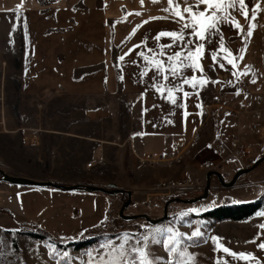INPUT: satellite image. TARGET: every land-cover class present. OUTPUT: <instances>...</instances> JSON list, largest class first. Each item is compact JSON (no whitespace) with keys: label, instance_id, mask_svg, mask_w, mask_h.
<instances>
[{"label":"crops","instance_id":"crops-1","mask_svg":"<svg viewBox=\"0 0 264 264\" xmlns=\"http://www.w3.org/2000/svg\"><path fill=\"white\" fill-rule=\"evenodd\" d=\"M180 3L182 10L185 0ZM186 3L195 6L196 0ZM245 4L247 19L228 9L241 25L240 34L227 21L220 25L219 33H209L200 61L208 82L198 84L196 90L182 85L189 95L174 92L177 103L173 104L166 99V89L161 94L152 85L170 87L178 81L157 76L149 63L155 57L167 68L168 55L179 50L170 37L155 39L161 31L182 29L178 18L162 11L168 0H143V4L141 0H0V168L8 175L37 181L127 190L131 203L124 214L134 215L145 213L144 201L154 200L161 192L159 183L182 178L204 183L198 165L218 161V153H229L234 137L245 143L248 155L242 163L226 166V178L254 163L264 155V102L256 101L264 95V0H245ZM250 23L254 27L249 37ZM220 36L233 56H243L235 61L236 77L231 65L220 67L210 58ZM192 40L195 43V37ZM161 52L164 54L159 55ZM183 71L193 75L190 69ZM142 72L146 74L142 76ZM239 79L247 87L242 92L236 86ZM212 97L218 103L204 114L202 106ZM242 104H248L251 112L232 119L230 112ZM142 109L146 111L142 113ZM256 120L260 134L251 130ZM176 148L179 163L160 162L150 168L137 160L151 152L172 153ZM91 161L93 166L86 168ZM253 172L241 177L227 193L212 185V197L195 205L206 212L219 203L231 206L262 201L263 190L247 192L264 180V163ZM247 176L250 179H244ZM9 188L12 193L33 190ZM37 190L64 199V215L88 223L89 232L107 223L117 224L126 199V195ZM199 192L200 187H186L168 199H190ZM161 213L162 209L152 216Z\"/></svg>","mask_w":264,"mask_h":264},{"label":"rangeland","instance_id":"rangeland-1","mask_svg":"<svg viewBox=\"0 0 264 264\" xmlns=\"http://www.w3.org/2000/svg\"><path fill=\"white\" fill-rule=\"evenodd\" d=\"M95 154L99 156L100 153ZM97 159L100 161L98 157ZM90 163L93 166V162ZM257 171L259 169L252 171L251 175H256ZM198 172L202 174L200 179L203 181L205 174ZM222 175L225 181L230 179L226 178L225 173ZM204 183L200 185L198 195L202 193ZM212 185L219 186L216 179L211 180V191ZM10 186L17 185L0 182V264H90V259L91 264H97L105 248L111 251L113 246L122 242V237H131L124 245L127 249L137 242L143 244L142 237L145 235L149 237L152 256L162 258L158 264H168V252L162 243H152V238L162 241L174 233L178 234L174 236L177 252L172 254V264H177L182 259L180 252L185 253L183 260L186 264L189 259L190 264H264V249L258 247L260 243H264V227H261L264 225V211L242 222L215 221L202 217L204 212L195 204L175 203L169 206L172 213L168 220L161 224L151 225L142 219L126 222L119 218L117 224L107 223L89 232L88 223L82 220L72 221L64 215V199L53 198L36 187H27L33 190L26 193H12ZM220 188L223 193L229 191ZM262 190L264 193V180L254 183L247 193ZM210 195L212 197L211 193ZM212 201L214 200L211 199L210 202L213 203ZM218 202L217 200L216 203ZM262 202L264 203V199ZM143 209L145 213L141 214L152 219L161 216L152 215L162 208L152 209L143 205ZM194 232L199 235L194 236ZM211 237L218 239L214 242ZM223 248L234 253H251L252 256L247 260L240 259L225 253ZM65 252L67 256L64 255ZM89 253H92L91 257Z\"/></svg>","mask_w":264,"mask_h":264},{"label":"snow or ice","instance_id":"snow-or-ice-1","mask_svg":"<svg viewBox=\"0 0 264 264\" xmlns=\"http://www.w3.org/2000/svg\"><path fill=\"white\" fill-rule=\"evenodd\" d=\"M153 2H155V0H153ZM141 4H143V0H141ZM201 4L204 5L202 9L199 7ZM237 5L239 6L238 8ZM19 7L20 6L18 5L17 8ZM180 9V0H168V7L162 9V11L169 13L173 18H178L176 22L181 23V31H161L155 37L157 41H159L160 37L162 36L170 37L172 39V44H175L179 50L172 52L171 55H168L167 68L165 67L163 61H157L155 60V57L153 58V61L149 62L153 64L157 76H162L164 80H168V77L171 76L173 80L178 81L176 84H173L170 87L155 83L152 85V87L161 94H163L166 89V99H168V101L173 104L177 103V98L173 95V93L183 92L182 85L187 84L196 90L198 88V84L202 86L208 82V77L204 75L203 66L200 61L204 56L205 42L209 39V33H219L221 31L220 25L227 21L230 23L231 27L237 29L238 34H240L241 25L236 21L235 17L231 12L228 11V9L239 11L240 15L244 16L246 19L248 18V8L245 4V0H196L195 6L188 5L185 0L182 10ZM136 14L139 15V13ZM158 18L159 17H150L149 19ZM255 18L256 8L254 7L251 11V19L254 20ZM146 22L147 21H143L142 23ZM137 27H139V25H137ZM253 27L254 25L251 23L248 25L247 35L249 37L252 34ZM184 29H188L189 31L185 33L183 31ZM133 32H135V28L133 29ZM186 35L188 36L187 40H185ZM192 37H195V43L193 42ZM178 41L183 43H178ZM160 47L169 48L171 45H160ZM221 49L223 50V54H221ZM163 54V52L159 53V55ZM124 55H127V53ZM139 55L141 57L144 56L143 52L139 53ZM210 58L214 65L219 64L220 67H225L226 64L231 65L230 71H232L233 76L236 77L238 72L235 61L238 59H243V56H233L232 51L224 46L223 37L220 36L218 48L212 50L210 53ZM119 59L123 60L124 56L119 57ZM144 59L147 61V57H144ZM133 63H135V61H133ZM244 67L250 69V66L248 65H245ZM183 69H190L193 75H184ZM197 71L200 73L199 76L196 75ZM145 74L146 72L141 73L142 76ZM240 74L247 75L248 73L242 72ZM252 82L255 83L254 80ZM237 94L239 93L237 92ZM188 95V92H183L184 97H187ZM142 97L143 93H141V98ZM197 107H200V105L197 104ZM143 111H146V109H142V113ZM193 131H195V129H193ZM261 227H264V225H261ZM175 235L178 234L174 233L173 236L165 237L162 241L155 237L152 238V243H162L165 251L168 252V264H172V254L177 252L175 247L176 241L174 239ZM193 235L196 236L199 235V233L194 232ZM128 239H131V237H122V242L113 246L111 251H108V249L105 248V252L100 254L97 264H158L160 259H162L161 257L152 256L149 250V237L147 235L142 237L144 241L143 244L137 242L136 244L130 245L127 249H125L124 245L127 243ZM211 239L215 242L218 238L211 237ZM258 247L264 249V243H260ZM223 251L227 254H230L234 257H239L240 259L244 260H247L252 256L251 253H234L228 248H223ZM64 255L67 256L68 254L65 252ZM91 255L92 253H89L90 257ZM179 255L182 259L178 261L177 264H186V262L183 260L185 253L180 252ZM105 256H107V259ZM187 264H190V259Z\"/></svg>","mask_w":264,"mask_h":264},{"label":"built area","instance_id":"built-area-1","mask_svg":"<svg viewBox=\"0 0 264 264\" xmlns=\"http://www.w3.org/2000/svg\"><path fill=\"white\" fill-rule=\"evenodd\" d=\"M236 86L239 92H242L245 89H247L245 83L241 79L237 80ZM256 101L258 103H263L264 95L257 97ZM217 103H218L217 98L212 97L209 103H205L202 106V112L204 114H207L211 106ZM249 112H251L250 106L248 104H242L238 109L232 110L229 116L232 119L237 120L242 115ZM255 116L256 119L258 120L259 118L258 114H255ZM257 120L251 124V130L254 134H260L261 132V125ZM229 148H230L229 153L225 155H221V153H218V155L220 156V159L218 161L215 162L209 161L206 163L199 164L198 171H200L203 174H205L208 171H216L221 174H224L227 165L242 163L247 158L248 155L247 147L238 137H234L231 139ZM137 160L141 164L152 167L160 162L179 163L181 161V156L179 154L178 149L176 148L172 153L151 152L144 157H138ZM91 166L92 163L90 162L86 164L87 168H90ZM157 187L159 190H161V192L156 195L154 200H146L143 204L145 207L152 209H161L165 201L174 191L186 187L191 189H197L198 187H200V185L199 183L193 181L190 178H182L174 182H162L158 184Z\"/></svg>","mask_w":264,"mask_h":264},{"label":"water","instance_id":"water-1","mask_svg":"<svg viewBox=\"0 0 264 264\" xmlns=\"http://www.w3.org/2000/svg\"><path fill=\"white\" fill-rule=\"evenodd\" d=\"M264 162V155L257 159L254 163L242 167L236 170L228 181H225L224 176L216 171H208L205 173V183L202 190V193L196 197L191 199H183L179 197H174L167 199L162 206L161 216L152 219L146 214H134V215H125L124 211L128 208L131 203L130 192L124 189H119L115 186H110L109 188L92 185V184H74V185H62L52 181H37L25 177H14L6 174L2 169H0V182H6L10 185H17L22 187H36V188H52L63 192H86V193H101L105 195H126V199L123 200L119 211L118 217L126 222L134 221L137 219H142L151 225H158L168 220V208L170 205L178 203V204H187L192 205L197 202L204 201L208 198L211 191V180L216 179L217 183L223 189H231L233 188L238 180L255 170L261 163Z\"/></svg>","mask_w":264,"mask_h":264},{"label":"trees","instance_id":"trees-1","mask_svg":"<svg viewBox=\"0 0 264 264\" xmlns=\"http://www.w3.org/2000/svg\"><path fill=\"white\" fill-rule=\"evenodd\" d=\"M264 211V203L261 200L241 203L231 206L220 205L209 211L204 212L201 216L210 218L215 221H235L242 222L253 217L256 213ZM172 209L168 208V217Z\"/></svg>","mask_w":264,"mask_h":264}]
</instances>
